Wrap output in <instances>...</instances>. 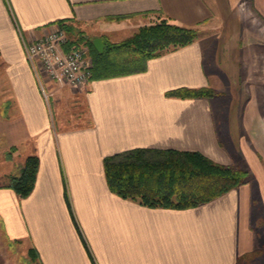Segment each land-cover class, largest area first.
Instances as JSON below:
<instances>
[{
	"label": "crops",
	"instance_id": "crops-1",
	"mask_svg": "<svg viewBox=\"0 0 264 264\" xmlns=\"http://www.w3.org/2000/svg\"><path fill=\"white\" fill-rule=\"evenodd\" d=\"M61 19L90 58L87 38L117 42L162 19L197 39L82 88L43 77L46 98L24 42ZM181 87L214 93L167 95ZM137 147L243 164L250 182L193 208L142 206L103 171L105 156ZM31 154L39 166L21 198L5 185ZM0 155V264L15 244L41 264H234L254 245L250 196L264 203V0H0Z\"/></svg>",
	"mask_w": 264,
	"mask_h": 264
},
{
	"label": "trees",
	"instance_id": "trees-1",
	"mask_svg": "<svg viewBox=\"0 0 264 264\" xmlns=\"http://www.w3.org/2000/svg\"><path fill=\"white\" fill-rule=\"evenodd\" d=\"M55 22L65 27L67 32L73 30L62 19ZM196 39V28L177 25L167 19L142 25L120 42L105 41L102 52L96 51L87 38L92 52L90 79L142 72L148 59L191 44ZM213 93L207 87H181L168 91L167 95L202 97ZM38 166L39 157L28 155L18 173L8 177L5 187L11 188L18 197H27L34 187ZM103 171L109 190L117 196L149 208L177 210L211 202L248 178L247 170L216 162L199 151L149 147L105 156ZM64 187V196L72 213L66 183ZM30 252L41 264L37 251L32 248ZM238 261L239 257L234 264Z\"/></svg>",
	"mask_w": 264,
	"mask_h": 264
},
{
	"label": "built area",
	"instance_id": "built-area-1",
	"mask_svg": "<svg viewBox=\"0 0 264 264\" xmlns=\"http://www.w3.org/2000/svg\"><path fill=\"white\" fill-rule=\"evenodd\" d=\"M69 42L65 30L57 25L42 36L24 42L25 56L46 98L49 95L44 89L43 77L72 88H82L88 83L92 59L87 56V47L83 42Z\"/></svg>",
	"mask_w": 264,
	"mask_h": 264
},
{
	"label": "rangeland",
	"instance_id": "rangeland-1",
	"mask_svg": "<svg viewBox=\"0 0 264 264\" xmlns=\"http://www.w3.org/2000/svg\"><path fill=\"white\" fill-rule=\"evenodd\" d=\"M154 23H156V22H154ZM56 25L58 27L60 26L61 28H63V26L58 24V23ZM137 29L132 31L131 34L124 37L122 40L131 36ZM65 32H66L67 37L71 40H74L76 38H80L79 32L75 29H73L70 32H67L65 30ZM124 34H126V33H124ZM122 36H124V35H122ZM105 39H106V42H108V41L111 42L109 36H105ZM122 40H119L117 42H120ZM79 43H82L81 40L79 41ZM46 93H48V92H46ZM26 157H23L22 164H23ZM2 159H3V157L0 155V161H2ZM226 165H228V164H226ZM238 165L242 169H245L248 171V178H247L246 182H244V183H249L250 182L249 176L252 173H250L249 170L247 168H245V166L243 164L240 165L238 163L236 166H238ZM4 170H5V167L3 165H0V174ZM5 179L6 178H4L3 176L0 177V182L5 180ZM7 182H8V179H7ZM249 206H250L249 223L251 224V231L253 233L254 245L250 251L239 256L238 264H264V203L262 202V200H260L258 194L257 195H251ZM14 246H15L14 248H12V246H11V248L7 247L8 248L6 250V252H7L6 253L7 264H38L37 260L31 256V252H30L31 248H29L26 251L24 246L22 248L19 247L18 244H15Z\"/></svg>",
	"mask_w": 264,
	"mask_h": 264
},
{
	"label": "water",
	"instance_id": "water-1",
	"mask_svg": "<svg viewBox=\"0 0 264 264\" xmlns=\"http://www.w3.org/2000/svg\"><path fill=\"white\" fill-rule=\"evenodd\" d=\"M92 43H93V46L95 47V49L97 51H99V52L103 51L104 45H103V42L100 38L93 39Z\"/></svg>",
	"mask_w": 264,
	"mask_h": 264
}]
</instances>
